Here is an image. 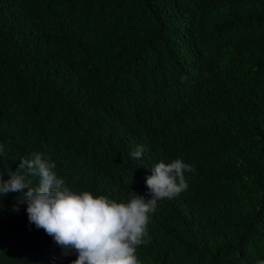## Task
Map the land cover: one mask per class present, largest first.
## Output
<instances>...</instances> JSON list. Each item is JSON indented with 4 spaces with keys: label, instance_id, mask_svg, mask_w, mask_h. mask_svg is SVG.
I'll use <instances>...</instances> for the list:
<instances>
[{
    "label": "trees",
    "instance_id": "obj_1",
    "mask_svg": "<svg viewBox=\"0 0 264 264\" xmlns=\"http://www.w3.org/2000/svg\"><path fill=\"white\" fill-rule=\"evenodd\" d=\"M132 130L194 167L147 264L264 261V0H0L4 180L42 152L71 190L125 199ZM24 192L0 196V264H72Z\"/></svg>",
    "mask_w": 264,
    "mask_h": 264
},
{
    "label": "clouds",
    "instance_id": "obj_2",
    "mask_svg": "<svg viewBox=\"0 0 264 264\" xmlns=\"http://www.w3.org/2000/svg\"><path fill=\"white\" fill-rule=\"evenodd\" d=\"M164 132L175 131L165 125ZM153 138L135 130L128 136L118 175L112 179L125 199L71 190L57 175L55 162L42 152L22 159L15 172L8 169V180L0 173V196L27 189L29 223L43 229L62 250H74L72 264H147L162 244L156 219L169 202L182 197L188 187L184 173L194 171L179 158L170 160ZM28 177H38V183L33 186ZM62 254L71 258L67 251Z\"/></svg>",
    "mask_w": 264,
    "mask_h": 264
}]
</instances>
